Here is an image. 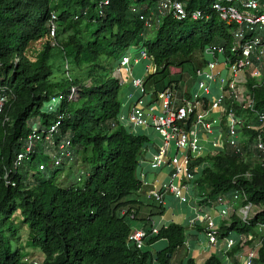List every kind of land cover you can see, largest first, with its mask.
Wrapping results in <instances>:
<instances>
[{
  "label": "trees",
  "instance_id": "trees-1",
  "mask_svg": "<svg viewBox=\"0 0 264 264\" xmlns=\"http://www.w3.org/2000/svg\"><path fill=\"white\" fill-rule=\"evenodd\" d=\"M135 1L148 7L157 2ZM181 1L187 10L202 9L208 16L198 20L167 16L150 33L139 14L132 12L133 0H110L109 4L102 0H0V91L5 88L12 94L0 115V264H28L27 253L14 244L22 239L19 218L28 227L29 244L45 256L43 264H183L174 260L186 242V227L179 223L160 228L144 248L130 242V221L137 218L138 210L129 198L144 187L138 168L149 138L120 123L124 86L114 74L122 54L141 42L157 66L156 72L145 77V90L152 84L158 91L160 75L170 73L171 66L181 67L208 45H225L229 54L234 26L226 25L212 10L214 0ZM53 14L56 46L49 32ZM42 40L46 45L33 62L28 54ZM180 83L171 81L164 88L174 86L183 95ZM72 87L78 93L70 98ZM254 94L257 110L264 111V83L254 88ZM54 96H63L58 114L43 112L44 103ZM59 115L62 131L87 167L86 177L62 185L55 181L58 171L32 182L29 175L10 172L16 186L8 184L5 171L12 168L21 138L30 133L31 120L40 117L45 126ZM255 135L253 130H243L244 140ZM205 162L208 165L197 184L199 192L208 195L206 204L239 192L262 206L247 222L237 215L223 221L220 237L235 231L250 234L264 224V165L253 164L232 149L200 157L194 164ZM154 207L163 213L162 205ZM161 239L168 240L166 248L156 253L147 249ZM256 263L264 264V242ZM185 264L197 263L188 258ZM205 264H222V260L212 254Z\"/></svg>",
  "mask_w": 264,
  "mask_h": 264
},
{
  "label": "built area",
  "instance_id": "built-area-1",
  "mask_svg": "<svg viewBox=\"0 0 264 264\" xmlns=\"http://www.w3.org/2000/svg\"><path fill=\"white\" fill-rule=\"evenodd\" d=\"M102 1L103 4L110 2ZM211 6L221 21L234 26L233 43L229 47V54L225 45L206 46L201 51L204 65L197 68L195 85L188 94L180 95L174 86L156 91L154 95L160 105V112H154L151 105H143L141 99L133 107L130 120L137 126L152 123L162 139L151 166L154 169L167 166L173 168L169 182L159 191H149L150 197L162 202L164 192H169L181 202L188 203L194 200L195 194L189 189L193 187L197 193L194 201L198 205L196 207L198 212H204L213 204L221 221L230 222L234 212L238 218L247 222L262 211V206L248 200L247 196L239 192L220 195L213 203L206 204L208 195L199 192L197 179L208 163L194 162L200 157L232 149L242 156L247 151L254 153L264 165V111L257 110L254 94V88L264 83V0H214ZM131 10L139 14L146 30H152L155 25L159 26L167 16L177 20L189 18L198 20L208 16L202 9L187 10L186 4L181 0H157L155 7L140 5L133 1ZM55 20L56 15L53 14L49 32L54 46L58 44ZM135 53L141 59L149 61L146 75L153 71L152 66L154 71L157 70L153 58L148 55L146 46L141 42L122 54L115 64V71L126 69L130 73L133 66L132 56ZM206 55H212L213 58L207 60ZM65 68L69 74L68 62ZM132 83L143 94H147L145 78H132ZM77 93L78 89L72 87L69 97L72 98ZM11 98V92L5 88L0 91V115ZM62 99L63 96H54L46 101L42 108L43 112L58 114ZM249 114L255 115L256 124H248ZM30 127V133L20 140L21 147L14 154L12 168L5 171L4 178L8 184L16 186V181L9 178L10 172H20V167L29 157L38 159L39 171L76 169L80 161L70 136L62 131L61 115L45 126L41 124L40 117L35 118ZM245 128L256 132L252 140H244L242 133ZM203 141L210 143L211 146L206 154H203ZM45 160H50L51 165ZM62 176L67 179L66 173ZM83 176L86 177L85 170L77 171V182H81L85 178ZM29 177L32 182L34 176L30 174ZM204 213V216L198 213L193 222L199 220L205 224V232L211 244L216 245L224 241L225 258L222 264H255L259 249H250L237 256L232 255L233 250L244 245L247 237L251 238L252 234L235 231L221 238L219 235L221 223L208 211ZM122 214H126V210ZM256 229L264 231V224H258ZM158 231L159 229L155 227L150 230H132L130 242L137 248H144L147 240Z\"/></svg>",
  "mask_w": 264,
  "mask_h": 264
},
{
  "label": "crops",
  "instance_id": "crops-1",
  "mask_svg": "<svg viewBox=\"0 0 264 264\" xmlns=\"http://www.w3.org/2000/svg\"><path fill=\"white\" fill-rule=\"evenodd\" d=\"M132 58L133 66L130 73L126 69H122L120 72L115 71L116 77L120 79L124 86V97L122 100L123 106L119 115L120 123L123 124L129 131L135 134L145 135L149 138V141L144 147L138 168V177L143 182L144 187L141 191L129 198V200L135 201L134 205L138 210L137 218L134 219L133 224L131 223L132 229L150 230L154 227L160 229L173 222L179 223L186 227V242L184 248L179 250V252L175 255L174 260L176 262H183V264H185L188 258H193L197 264H205L212 254L217 255L221 260H223L225 258L224 241H220L216 245L211 244L205 232V224L199 220L193 222L198 213L199 215L204 216V212L208 211L212 214L216 221L222 224L223 221L220 220L218 211L216 209L214 210L213 204L209 208L205 209L204 212H198L196 208L198 205L194 201L197 193L194 191L193 187L189 189L190 192L195 194L194 200L188 203L181 202V200L169 192H164L162 202H159L155 198L149 196V191H159L166 183L169 182L173 168L171 166H167L154 169L151 166L153 156L158 152L159 147L162 144V139L152 123L147 126H137L130 120L133 107L136 102L141 99L143 101V105H151L154 112H160V105L156 100L154 93L149 94V92H147V94H143L141 90L135 87L132 83V78H145L147 76L146 68L149 61L141 59L137 53L133 54ZM137 67L140 69L135 72ZM151 69L153 71L150 73L156 72L154 71V66H152ZM151 121L152 119H150V122ZM202 144L204 146L203 154H206L211 148L210 143L203 141ZM73 169L75 168H72L71 170ZM66 175L69 176V173H66ZM151 200H155L158 205L163 206L164 211L162 214L158 213V207H154L152 203H150ZM168 244L169 242L167 239H161L149 245L147 249L156 253L157 251L166 248ZM177 257H179L178 260H176ZM153 264L159 263L154 261Z\"/></svg>",
  "mask_w": 264,
  "mask_h": 264
},
{
  "label": "rangeland",
  "instance_id": "rangeland-1",
  "mask_svg": "<svg viewBox=\"0 0 264 264\" xmlns=\"http://www.w3.org/2000/svg\"><path fill=\"white\" fill-rule=\"evenodd\" d=\"M135 1V0H133ZM156 6V2L153 4V7ZM158 28L157 25H155V27L150 30V33H152L153 31H155ZM46 45V41L42 40L41 42H37L35 43L32 48L31 51L29 52L28 56L30 58L31 61H36L38 56L40 55L43 46ZM213 58L212 55H206V59H210ZM203 63V57L201 52H197L193 57L185 59V61H183L182 66H171L169 72L167 73L166 76H161L159 78V82L157 84V89L163 90V88L169 84L171 81H173V83H176V81H180V93H186L188 94L190 92V90L194 87L195 85V81L197 78V73H196V68H200L202 67ZM139 67L136 68L135 72L139 71ZM115 74V73H114ZM152 84H148L147 86V92H149V94H153L155 93V88L151 86ZM42 117V116H41ZM35 122V119H33L29 124H33ZM257 120L254 114H249L248 116V124H256ZM37 127V126H35ZM243 134V133H242ZM226 137H224L225 139ZM247 157L248 160H250L251 163L256 164L258 163V159L256 157V154L254 153H250V152H246L244 154V157ZM48 165H51V161L50 160H45ZM39 162L38 159H32L31 157L27 158L25 160V162L23 163V165L20 167V175L21 176H26V175H30V174H36L37 175L35 177H33V181H36L38 178L41 177H45V176H50L53 174L52 171H46L47 173H40L39 172ZM84 169H87V167H85L82 163H79L78 166L76 167V169H60L57 173H56V178L55 181L57 183H60L62 185L68 184L71 181H77V171L82 172ZM63 173H69V176H67V179L63 178ZM247 176H249L248 174H246ZM85 176H83L84 178ZM153 206H158V203H156L155 200H151V202ZM239 207V206H238ZM236 215V213L232 212V217ZM134 220L130 221V223L133 224ZM18 224H19V234L21 235L22 239L21 242H17L14 241L15 245H19L23 248V250L27 253V257L25 259V261L28 264H33L34 262H38L39 264H43L44 260H45V256L43 255V253L39 250L36 249L34 247H32L29 244V239H28V227L27 225H25L24 223H22L21 219L19 218L18 220ZM252 236L251 238L248 236L247 237V241L244 245H240L237 248H235L232 252V255L237 256L238 254H241L245 251H248L250 249H259V247H261L263 245L264 242V231L260 232L258 231L256 228L251 232ZM147 246V245H146ZM145 246V247H146ZM182 256V255H180ZM179 257H177L176 260H178ZM255 264H263V263H256Z\"/></svg>",
  "mask_w": 264,
  "mask_h": 264
},
{
  "label": "water",
  "instance_id": "water-1",
  "mask_svg": "<svg viewBox=\"0 0 264 264\" xmlns=\"http://www.w3.org/2000/svg\"><path fill=\"white\" fill-rule=\"evenodd\" d=\"M58 171V169H56L54 172H57Z\"/></svg>",
  "mask_w": 264,
  "mask_h": 264
}]
</instances>
